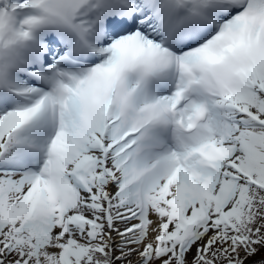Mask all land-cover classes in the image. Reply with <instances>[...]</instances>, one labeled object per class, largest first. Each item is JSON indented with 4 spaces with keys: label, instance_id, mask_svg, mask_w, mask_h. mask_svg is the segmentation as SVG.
I'll return each mask as SVG.
<instances>
[{
    "label": "snow or ice",
    "instance_id": "snow-or-ice-1",
    "mask_svg": "<svg viewBox=\"0 0 264 264\" xmlns=\"http://www.w3.org/2000/svg\"><path fill=\"white\" fill-rule=\"evenodd\" d=\"M0 264H264V0H0Z\"/></svg>",
    "mask_w": 264,
    "mask_h": 264
}]
</instances>
